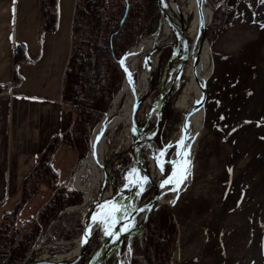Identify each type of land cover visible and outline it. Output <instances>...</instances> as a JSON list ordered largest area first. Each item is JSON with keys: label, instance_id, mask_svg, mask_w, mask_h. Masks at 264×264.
I'll use <instances>...</instances> for the list:
<instances>
[{"label": "rangeland", "instance_id": "374dc122", "mask_svg": "<svg viewBox=\"0 0 264 264\" xmlns=\"http://www.w3.org/2000/svg\"><path fill=\"white\" fill-rule=\"evenodd\" d=\"M220 1L222 0H207L213 11ZM73 25L74 22L71 30ZM73 35L72 33V43ZM208 42L212 71L207 79L203 128L185 169L180 192L172 206L165 205L174 214L177 224L171 261L172 264H264V2L229 0L227 19L216 31L214 39L211 42L208 39ZM164 49L159 54L152 84L156 74L162 75L165 64L160 67V56ZM186 73L187 70H184L185 81ZM185 81L182 82L184 87ZM156 86L153 85L152 88ZM182 89L172 101L173 107L181 112V120L172 131L168 144L163 147L166 159L171 160L175 153L171 144L181 129L183 112L177 108L176 102ZM118 93L110 102L107 113L111 111ZM157 93L158 91L154 92L151 98ZM125 102L126 98L118 101L112 114L108 115L109 120L119 114ZM101 123L103 122L94 126L93 137ZM128 127L129 124L122 121L104 133L107 156H111L110 153L115 150L120 152L126 148L122 144ZM152 150L156 151L154 155L157 160L162 158L157 153L158 149ZM91 151L79 163L76 152L63 146L54 162L55 168L60 171L59 181L64 183L70 173L69 182H66L75 189L73 183L77 172ZM124 156L126 155L116 156L106 165L107 169H113V176L117 169L122 168L123 179L125 170L132 163L126 156L130 163L122 165ZM81 179L84 184H90L89 173L83 174ZM113 182L115 177L112 180L108 176L105 191L109 194L112 193ZM99 189L100 185L92 190V200L99 194ZM52 191L43 186L22 212L17 224L38 221V212L53 194ZM148 191L143 193L139 204L148 198L150 194L141 202ZM18 197L19 195L11 196L0 206V222L4 213L13 208ZM84 197L86 201L85 194ZM171 198L172 195L168 192L166 202ZM82 204L63 209L50 227L41 230L33 247L35 250L41 240L45 239L41 257L53 258L57 254L76 249L74 241L77 238L68 240L64 239V235L76 228L81 219L84 221L86 212ZM95 232L97 234L94 237L98 236V229ZM135 237L125 238L127 242L123 251L121 246L123 264H130ZM66 249L68 250L65 251Z\"/></svg>", "mask_w": 264, "mask_h": 264}, {"label": "trees", "instance_id": "16d2710c", "mask_svg": "<svg viewBox=\"0 0 264 264\" xmlns=\"http://www.w3.org/2000/svg\"><path fill=\"white\" fill-rule=\"evenodd\" d=\"M57 3L58 0H39V35L56 30ZM228 13L229 0H222L215 5L213 20L207 31L210 42L219 27L224 25ZM159 18L156 0L77 1L72 29L74 40L62 89V101L75 112V119L70 128L54 134L41 150L34 166L23 178L20 196L13 208L4 213L0 222V250L11 248V261L16 264H22L28 258L41 230L51 225L63 209L84 203L82 191L74 189L67 182L59 181L60 171L54 165L57 154L64 146L76 152L79 163L86 157L91 149L94 126L102 120L110 102L122 89L125 73L119 60L132 45L140 41L139 38L156 31ZM171 53L172 48L164 49L160 56V67H163ZM28 61L30 59L26 55L25 47L18 44L13 57L12 80L0 84V94L8 92L12 85L21 83L19 68ZM160 76L159 73L153 77L154 86L158 84ZM173 105L174 102L170 104L155 137L156 143L162 148L168 144L172 131L181 120V113ZM124 157L122 165L129 164L130 159ZM168 172L167 169L166 173ZM114 177L116 186H121L124 182L122 168L117 169ZM43 186L53 190V194L40 208L38 221L27 222L32 230L19 241L13 242L9 235L11 228L18 223L22 212ZM150 193L151 189L141 202ZM75 227L64 235V239H78L83 230V220ZM96 234L97 232L94 235ZM176 235L175 216L168 207L163 206L151 216L141 238H134V252L130 264H172V246ZM126 242L127 239L123 242L122 251ZM97 245L98 240L90 243L84 256L76 264H88Z\"/></svg>", "mask_w": 264, "mask_h": 264}, {"label": "crops", "instance_id": "0c3cea01", "mask_svg": "<svg viewBox=\"0 0 264 264\" xmlns=\"http://www.w3.org/2000/svg\"><path fill=\"white\" fill-rule=\"evenodd\" d=\"M75 4L58 0L56 30L39 35V0H0V84L12 80L18 44L30 59L19 68L21 83L0 94V206L20 196L41 150L73 124L75 114L62 102V89Z\"/></svg>", "mask_w": 264, "mask_h": 264}, {"label": "water", "instance_id": "95a60500", "mask_svg": "<svg viewBox=\"0 0 264 264\" xmlns=\"http://www.w3.org/2000/svg\"><path fill=\"white\" fill-rule=\"evenodd\" d=\"M156 3L161 18L157 30L154 34L158 32L162 20L165 21V23L168 25L170 31L175 37L176 46H174L172 43H165L162 46L161 51L166 47H170L172 48V53L163 67L162 75L159 79V84L154 89L152 88V76L155 71L153 70L149 79V92L142 93L132 109L128 127V134H130L131 136L130 144L123 151L119 152V150H115L114 152L110 153L115 158L126 155L132 160L131 165L125 170L124 182L119 187H117L115 185V182H113L112 193L108 196L104 195L106 181L108 178V176H106V165L111 161L110 159H106L107 163L102 167V171L104 172V180L100 184L99 194L95 197V199L92 200V196H90V193L79 189L83 191L86 196V203L84 204L86 205V214L83 221V230L81 235L78 237V239L80 238L83 240V245L79 253L73 259L70 260H53L50 257L46 259L35 260L32 264H76L84 256L89 244L94 242L95 240H98L99 243L88 264H104L116 250H118L119 264H121L120 251L124 239L130 238L131 234H133V237L142 236L150 217L161 207L165 205H173L168 203L156 205L162 188L167 184H170H166L165 181L170 179L173 180L174 177L172 176V160L171 158L166 159V153L164 152V148L166 146L164 148H160L155 141V137L158 133L161 123L163 122L167 108L170 106V103H172V101L174 100V96L180 88L182 82L185 81V77L183 76L184 70L189 66H193V75L199 85L201 92L200 98L193 104L190 111L201 110L203 112V115L205 113V103L207 99V79L209 75L207 77L203 76L200 78L197 73V67L200 64V56L204 43H207L208 48H210L207 39V31L212 23L214 11L212 10L211 18L207 24L201 21L197 40L195 42H192L191 39L186 35L182 26L178 25L170 16L167 9L166 0H156ZM177 9L178 12L181 14V10L178 6ZM137 43L138 42H136L135 45ZM132 47H130L119 60V63L125 73V77L127 76V73L123 65V59ZM176 59L178 60L177 65L175 66V68H173V70L170 71L169 67ZM172 74L173 77H170V75ZM157 91V95L154 98H151L154 92ZM190 111L183 114L182 116L180 128H182L184 131L187 128V120L188 116L190 115ZM106 116H108V113L104 115L101 122L105 120ZM92 138L93 135L91 137V149ZM147 146H149L151 150L158 149L157 153L164 152V155L162 156L164 170H160L161 172L157 181H155V178L151 177L150 174L151 160L147 159V157L145 156V150L147 149ZM183 150L184 146L181 148L180 153H182ZM155 152L156 151H154V153ZM150 157L153 158V160L160 169L159 163H157L158 160L156 159L155 155H151ZM181 158V155H177L175 161H179ZM167 167L169 170L168 173H166ZM111 179L114 180L113 169L111 173ZM182 181L183 178L181 179V184ZM138 182L140 183L138 184ZM181 184L179 186V192ZM141 185L143 187L142 193L150 189L151 193L143 203L138 204L137 206H133V197L135 193L139 191ZM125 190L127 191L128 201L125 204L124 209L120 213H118L117 223L112 225L111 227L110 232L112 234L109 235L108 232L103 234L101 227L95 228L94 231L90 233L89 225L93 219L94 214L97 212L98 207H102L108 202H113L115 206H117L116 198H118ZM143 210H145L146 212L143 224L137 227L136 229L132 228L131 222L133 218L137 213ZM96 229H98V236L94 237V232ZM110 237L113 238V242L110 246H106L105 242ZM34 259L35 253L33 249L30 252L28 258L23 262V264H27L28 261H32Z\"/></svg>", "mask_w": 264, "mask_h": 264}, {"label": "bare ground", "instance_id": "6f19581e", "mask_svg": "<svg viewBox=\"0 0 264 264\" xmlns=\"http://www.w3.org/2000/svg\"><path fill=\"white\" fill-rule=\"evenodd\" d=\"M180 1V4H179ZM167 9L172 17V19L182 28L184 29L186 35L191 39L192 42H195L197 40V37L199 35V28L201 21L204 23H208L211 15H212V9L210 8L209 4L205 0H166ZM177 6L181 10V14L178 12ZM165 43H172L174 46H176L175 37L170 31V28L165 23V21L162 20L161 26L158 30V32L152 36H148L145 38L140 39V41L130 49V51L127 53V55L123 59V65L126 70L127 76L125 77L124 84L122 86L121 91L116 97V100L112 106V109L109 114H112L113 109H115L116 105L118 104L119 100H122L126 98V102L124 107H122L121 111L118 115H114L111 120H109L108 116L105 118L103 123H101L98 127V129L95 131L94 137L92 139V151L89 153L87 158L81 163V167L79 168L76 180L73 183L74 187H77L81 190H84L87 193H90V196H92V190L96 188L97 186L101 184V182L104 180V172L102 171V167L107 163L106 159L114 160L115 157L107 156L106 154V144H105V138L104 133L111 128H114L118 123L125 121L127 124H129L130 116L132 113V109L141 96L142 93L149 92V79L151 72L155 70L159 54L161 52V48ZM183 50V49H182ZM211 54V53H210ZM178 60L176 59L173 61V63L170 65L169 69L170 71L175 68L177 65ZM211 62L209 59V48L207 43H204V46L201 51L200 56V64L197 67V73L198 76L201 77H207L210 75L211 70ZM185 70H187V79L185 81V87L184 83H182L180 88L183 91L180 97L177 99L176 105L177 108L180 109V111L183 112V114L189 112L193 106V104L200 98L201 92L199 85L197 81L194 78L193 75V66L187 67ZM181 113V112H180ZM204 115L201 110L198 111H190V115L188 116L187 120V128L184 131L182 128L180 131L176 134L175 139L172 142V147L175 149V153L173 155L172 161L176 160V156L178 153H180L181 148L179 147V141L182 139L184 140V150L182 153L186 152V155L182 156V158L179 160H187L191 158L194 150L196 149L198 138L200 137V133L203 128V122H204ZM124 143L122 146H128L130 144L131 136L128 134V131ZM127 139V141H126ZM145 150V156L147 159L151 160V166H150V174L151 177H154L155 181L158 180V177L160 175V169L158 165L155 163L153 158L150 156L154 155V151H152L150 148L146 147ZM163 157L159 159V162H162ZM177 161V162H179ZM190 162V161H189ZM158 163V162H157ZM188 164H182L178 168H174L173 171H176L177 175L173 178L174 181L178 182V190H173L177 187L176 183H170L164 186L161 190L160 196L157 200L156 205H161L163 203L168 204H174L175 199L177 197V194L179 192V186L181 184V179L184 177V174L186 172ZM89 173L90 176V182L88 181V184H84L81 177L83 174ZM112 169H107L106 176H111ZM129 174V172H128ZM188 174V173H187ZM186 174V175H187ZM140 182H138L139 184ZM96 190V189H95ZM141 191H138L135 193L133 197L132 204L133 206H137L139 204L141 194H143ZM167 192L172 195V198L169 202H166L165 197ZM111 194V193H110ZM108 192H104L105 196L110 195ZM128 201V195L127 191H123L122 194L116 198V207L119 208L121 211L124 209L125 204ZM86 209V205H85ZM103 208L98 207L97 212L94 214L93 217L95 219H92L90 225H89V232H93L95 228L101 227L103 234L106 232L111 231L112 225L102 223V214H103ZM120 211V212H121ZM119 212V213H120ZM145 210L140 211L135 215L131 222L132 228L136 229L137 227L141 226L143 224V221L145 219ZM117 216L118 213H115ZM130 238H133V234H131ZM113 242V238H109L106 242V246H110ZM76 249L74 251H70L69 253H60L57 254L54 258H51L53 260H70L73 259L81 250V247L83 245L82 239H77L74 241ZM45 246V239L41 240V243L38 245V247L34 250L35 253V259L30 260L27 262V264H32L35 260H41L50 258V256L41 257V250ZM124 261V260H123ZM120 263L122 261L120 260ZM104 264H119V257H118V250H116L111 257L104 263Z\"/></svg>", "mask_w": 264, "mask_h": 264}, {"label": "snow or ice", "instance_id": "6c2138e0", "mask_svg": "<svg viewBox=\"0 0 264 264\" xmlns=\"http://www.w3.org/2000/svg\"><path fill=\"white\" fill-rule=\"evenodd\" d=\"M262 2H264V0H262ZM183 146H184V140L182 139L181 141H179V147H183ZM163 155H164V152H161L160 156H163ZM178 155L184 156V155H186V152L185 153H178ZM158 163H159V166H160V170L163 171L164 170L163 163L159 162V160H158ZM171 163H173L174 168H178L182 164H188L189 161L181 160L179 162L172 161ZM176 175H177L176 171H173L172 176L176 177ZM145 180H146V178H145ZM165 183L166 184L167 183H176L177 187L174 188L173 190H178V182L170 179V180L165 181ZM139 191H141V192L143 191L142 185L140 186ZM102 208H103L104 211H103V214H102L101 222L105 223V224H110V225L116 224L117 221H118V217L115 215V213H119L121 210L119 208H117L113 202H108V203L104 204L102 206ZM93 219H95V217H93ZM108 234L111 235L112 233L108 232Z\"/></svg>", "mask_w": 264, "mask_h": 264}, {"label": "built area", "instance_id": "2783aa9c", "mask_svg": "<svg viewBox=\"0 0 264 264\" xmlns=\"http://www.w3.org/2000/svg\"><path fill=\"white\" fill-rule=\"evenodd\" d=\"M76 207H73V208L75 209ZM83 208H85V205ZM31 230H32L31 225L16 224L11 228L9 235L11 239L13 240V242H17L23 237L24 234L30 232ZM11 257H12L11 248L0 250V264H16L15 262L11 261Z\"/></svg>", "mask_w": 264, "mask_h": 264}]
</instances>
